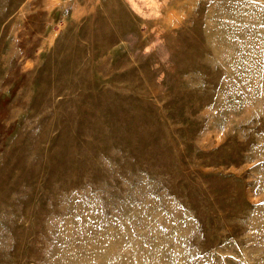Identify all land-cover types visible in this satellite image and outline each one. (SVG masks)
<instances>
[{
	"label": "rangeland",
	"instance_id": "obj_1",
	"mask_svg": "<svg viewBox=\"0 0 264 264\" xmlns=\"http://www.w3.org/2000/svg\"><path fill=\"white\" fill-rule=\"evenodd\" d=\"M0 264H264V0H0Z\"/></svg>",
	"mask_w": 264,
	"mask_h": 264
}]
</instances>
